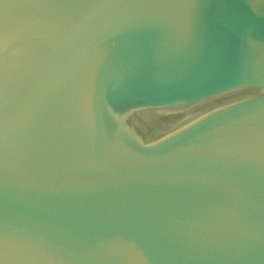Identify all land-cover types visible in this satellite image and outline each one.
Returning <instances> with one entry per match:
<instances>
[{"label": "water", "instance_id": "95a60500", "mask_svg": "<svg viewBox=\"0 0 264 264\" xmlns=\"http://www.w3.org/2000/svg\"><path fill=\"white\" fill-rule=\"evenodd\" d=\"M0 264H264V0H0Z\"/></svg>", "mask_w": 264, "mask_h": 264}]
</instances>
